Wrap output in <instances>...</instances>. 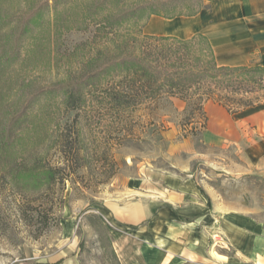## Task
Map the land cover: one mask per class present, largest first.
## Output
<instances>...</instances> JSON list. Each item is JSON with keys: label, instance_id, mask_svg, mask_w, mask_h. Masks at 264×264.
<instances>
[{"label": "rangeland", "instance_id": "rangeland-1", "mask_svg": "<svg viewBox=\"0 0 264 264\" xmlns=\"http://www.w3.org/2000/svg\"><path fill=\"white\" fill-rule=\"evenodd\" d=\"M197 3L0 0V264H120L103 203L151 169L190 173L224 209L264 220V170L250 168L233 145L210 146L187 133L193 125L172 100L113 111L107 85L95 84L78 107L64 102L62 83L91 70L98 48L99 62L105 58L92 24L65 28L75 16L133 11L126 36L144 34L152 10L172 14ZM261 84H250L251 98L264 100Z\"/></svg>", "mask_w": 264, "mask_h": 264}, {"label": "crops", "instance_id": "crops-1", "mask_svg": "<svg viewBox=\"0 0 264 264\" xmlns=\"http://www.w3.org/2000/svg\"><path fill=\"white\" fill-rule=\"evenodd\" d=\"M142 28L178 39L203 35L220 66H264V0H203L192 15H151ZM172 101L184 109L183 101ZM203 109L204 143L233 145L250 168L264 170V101L235 113L211 101ZM120 196L103 203L120 264H264V220L224 209L190 173L151 169L128 180ZM215 221L222 246L211 240Z\"/></svg>", "mask_w": 264, "mask_h": 264}, {"label": "trees", "instance_id": "trees-1", "mask_svg": "<svg viewBox=\"0 0 264 264\" xmlns=\"http://www.w3.org/2000/svg\"><path fill=\"white\" fill-rule=\"evenodd\" d=\"M202 2L198 0L196 6L190 5L186 11L172 14L152 10L149 17L192 15ZM81 13L73 18L74 24L69 21L65 28L86 30L92 24L95 27L92 42L96 43L97 37L104 39L105 58L99 62L102 50L98 48L91 60V70L79 74L75 82L66 80L60 86L64 90L65 104L72 109L78 107L77 100H84L83 90L95 84L107 85L105 99L113 111L130 113L142 104L154 106L162 100L171 102L175 98L185 103L183 120L193 125L191 130H186L187 133L197 136L206 125L203 109L206 102L220 104L230 113L262 102L249 95L254 92L250 84L261 86L264 82V66L218 65L203 35L178 39L137 33L130 35L128 32L123 36L120 34L132 21L133 11L119 8L116 13L111 12L100 19L95 13ZM37 15L38 11L30 12V21ZM51 28L54 29L51 31L53 35L59 30L54 23ZM187 133L183 137H187Z\"/></svg>", "mask_w": 264, "mask_h": 264}, {"label": "built area", "instance_id": "built-area-1", "mask_svg": "<svg viewBox=\"0 0 264 264\" xmlns=\"http://www.w3.org/2000/svg\"><path fill=\"white\" fill-rule=\"evenodd\" d=\"M214 224L216 225L212 232H211V240L213 245L215 246H222L223 245V238H222V234L219 231V229L217 228V222L215 221Z\"/></svg>", "mask_w": 264, "mask_h": 264}]
</instances>
